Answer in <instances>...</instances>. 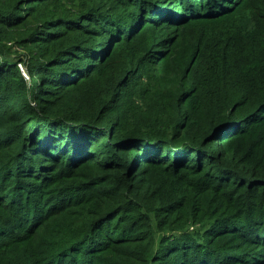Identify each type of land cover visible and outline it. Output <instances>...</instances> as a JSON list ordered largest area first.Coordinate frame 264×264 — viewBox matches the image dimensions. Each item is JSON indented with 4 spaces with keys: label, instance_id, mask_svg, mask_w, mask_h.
Returning <instances> with one entry per match:
<instances>
[{
    "label": "trees",
    "instance_id": "obj_1",
    "mask_svg": "<svg viewBox=\"0 0 264 264\" xmlns=\"http://www.w3.org/2000/svg\"><path fill=\"white\" fill-rule=\"evenodd\" d=\"M0 264H264V0H0Z\"/></svg>",
    "mask_w": 264,
    "mask_h": 264
},
{
    "label": "built area",
    "instance_id": "obj_2",
    "mask_svg": "<svg viewBox=\"0 0 264 264\" xmlns=\"http://www.w3.org/2000/svg\"><path fill=\"white\" fill-rule=\"evenodd\" d=\"M19 68H20V71H21L22 75L26 77L23 67L21 65H19Z\"/></svg>",
    "mask_w": 264,
    "mask_h": 264
}]
</instances>
